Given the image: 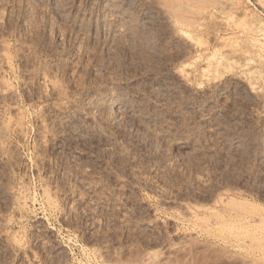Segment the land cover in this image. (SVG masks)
<instances>
[{
    "label": "rangeland",
    "instance_id": "rangeland-1",
    "mask_svg": "<svg viewBox=\"0 0 264 264\" xmlns=\"http://www.w3.org/2000/svg\"><path fill=\"white\" fill-rule=\"evenodd\" d=\"M0 264H264V0H0Z\"/></svg>",
    "mask_w": 264,
    "mask_h": 264
},
{
    "label": "bare ground",
    "instance_id": "bare-ground-1",
    "mask_svg": "<svg viewBox=\"0 0 264 264\" xmlns=\"http://www.w3.org/2000/svg\"><path fill=\"white\" fill-rule=\"evenodd\" d=\"M258 29L262 31L263 27L261 26V27H259ZM256 32H257V31H256ZM258 32H259V31H258ZM116 105H117V104H116L115 102L110 103V104H109V108H114ZM230 202H232V201H230Z\"/></svg>",
    "mask_w": 264,
    "mask_h": 264
}]
</instances>
